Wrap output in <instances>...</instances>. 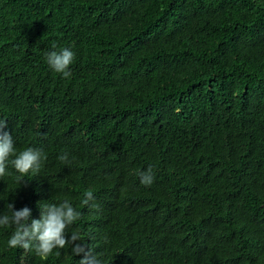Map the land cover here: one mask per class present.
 I'll use <instances>...</instances> for the list:
<instances>
[{
    "label": "trees",
    "instance_id": "1",
    "mask_svg": "<svg viewBox=\"0 0 264 264\" xmlns=\"http://www.w3.org/2000/svg\"><path fill=\"white\" fill-rule=\"evenodd\" d=\"M0 121L47 157L8 166L0 215L67 199L66 237L102 264H264V0H0ZM13 231L0 264L84 258L9 248Z\"/></svg>",
    "mask_w": 264,
    "mask_h": 264
},
{
    "label": "clouds",
    "instance_id": "2",
    "mask_svg": "<svg viewBox=\"0 0 264 264\" xmlns=\"http://www.w3.org/2000/svg\"><path fill=\"white\" fill-rule=\"evenodd\" d=\"M52 48V51L46 53L48 66L64 78H69L70 65L75 59V53L70 48L56 51L55 43ZM5 126L4 121H0V129ZM58 158L61 162L68 160L66 153ZM46 159V154L39 148L28 147L17 153L12 136L7 132H0V177L9 174L7 172L9 165L20 174L18 180L30 172L37 174ZM140 177L141 183L146 186H150L154 179L151 169L140 173ZM92 200L93 193L87 191L82 203L88 205ZM39 208V219H32L29 223V208L13 211V204H7L10 214L0 215V226H14V231L7 241L9 248L34 251L37 256L47 259L54 249H62L72 243V251L75 255L84 254L80 264H102L96 256L87 252L83 245L76 243L80 239L79 233L73 231L69 237H66V230L81 216L69 200L65 199L59 204L41 203Z\"/></svg>",
    "mask_w": 264,
    "mask_h": 264
}]
</instances>
